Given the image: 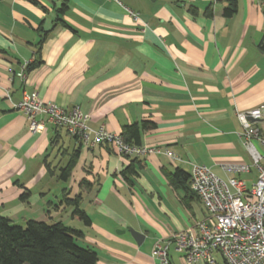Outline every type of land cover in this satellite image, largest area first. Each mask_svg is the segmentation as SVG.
I'll use <instances>...</instances> for the list:
<instances>
[{
  "label": "crops",
  "instance_id": "obj_1",
  "mask_svg": "<svg viewBox=\"0 0 264 264\" xmlns=\"http://www.w3.org/2000/svg\"><path fill=\"white\" fill-rule=\"evenodd\" d=\"M119 1L0 0V215L81 232L77 244L96 252L95 264H155L154 243L204 215L196 195L170 186L165 172L189 173L199 164L223 176L222 163L251 162L235 112L264 104V11L260 0H238L231 18L216 0ZM40 40L41 63L22 83L16 74L36 58ZM23 90L78 107L91 126L115 134L151 121L155 128L143 132L141 145L166 147L177 159L136 158L142 166L134 163L129 184L122 171L134 157L107 144L84 146L63 127L31 131L14 108ZM255 125L264 137V119ZM75 150L62 180L59 170ZM64 195L80 197L88 225ZM131 228L143 234L140 244ZM172 249L171 264L175 255L182 264Z\"/></svg>",
  "mask_w": 264,
  "mask_h": 264
},
{
  "label": "built area",
  "instance_id": "obj_2",
  "mask_svg": "<svg viewBox=\"0 0 264 264\" xmlns=\"http://www.w3.org/2000/svg\"><path fill=\"white\" fill-rule=\"evenodd\" d=\"M109 1L121 5L119 0ZM127 12L135 21L140 20L137 13L128 9ZM28 63L23 62L16 74L22 83L26 79ZM14 108L25 115L31 131L51 124L65 128L84 146L107 144L119 156L140 158L160 153L177 159L166 147L127 144L119 134L103 126H91L88 114L78 107L66 109L53 102H45L36 92L23 90ZM235 116L240 124L238 137L251 162L222 163L223 176L207 166L192 164L189 188L205 213L169 240L154 243L151 254L155 264H171V245L182 264H217V255L225 264H264V137L255 125V121L264 119V104L237 110ZM252 170L256 176L248 184L241 176Z\"/></svg>",
  "mask_w": 264,
  "mask_h": 264
},
{
  "label": "trees",
  "instance_id": "obj_3",
  "mask_svg": "<svg viewBox=\"0 0 264 264\" xmlns=\"http://www.w3.org/2000/svg\"><path fill=\"white\" fill-rule=\"evenodd\" d=\"M260 1L264 11V0ZM216 2L223 4V17L231 18L236 15L238 0H216ZM66 8L64 3L57 11L63 13ZM211 13V8H207L206 14L211 15ZM61 24L68 26L64 22ZM41 44L42 40L36 44V58L28 63L26 72L41 63L39 56ZM154 128L155 124L151 121L131 123L123 126L119 135L127 144L141 145L143 132ZM78 153L79 151L75 150L68 163L60 168L58 175L60 179L65 180L69 177ZM135 162L138 167L142 166L134 158L132 163L122 171L123 177L129 184L132 183L129 176L135 175ZM165 177L170 186L184 190L186 196L190 193L195 195L189 188V173L176 168L173 172H165ZM25 197L26 194H23L21 199ZM79 199V196L69 199L64 195L62 201L66 205L72 206L74 217L88 225L90 220L86 213L80 209ZM80 237H82L81 232L68 228L61 222L47 223L28 220L20 225L0 215V264H95L98 259L96 252L88 247L79 246L77 240Z\"/></svg>",
  "mask_w": 264,
  "mask_h": 264
},
{
  "label": "rangeland",
  "instance_id": "obj_4",
  "mask_svg": "<svg viewBox=\"0 0 264 264\" xmlns=\"http://www.w3.org/2000/svg\"><path fill=\"white\" fill-rule=\"evenodd\" d=\"M218 174H219V172H217ZM255 176H256V172H255V170H252V172H251V174H249V175H242L241 177L242 178H244V179H248L249 180V182H248V184H250V181H252V180H250V178H252V179H254L255 178ZM201 206V208H203L202 207V205H200V203H197V201H196V208L198 209L199 207ZM202 211L205 213V210H204V208L202 209ZM201 211V212H202ZM173 248V246L171 247V249H170V254H173L172 252V249ZM176 255H175V258H174V264H176ZM217 264H224V262H223V260L219 257V255H217Z\"/></svg>",
  "mask_w": 264,
  "mask_h": 264
},
{
  "label": "water",
  "instance_id": "obj_5",
  "mask_svg": "<svg viewBox=\"0 0 264 264\" xmlns=\"http://www.w3.org/2000/svg\"><path fill=\"white\" fill-rule=\"evenodd\" d=\"M130 234L132 235V237L135 239L136 243L140 244V242L143 240L144 236L143 234L135 231L134 229H130ZM28 264V263H25Z\"/></svg>",
  "mask_w": 264,
  "mask_h": 264
}]
</instances>
